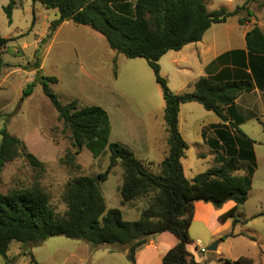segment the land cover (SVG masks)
<instances>
[{
	"label": "trees",
	"instance_id": "obj_1",
	"mask_svg": "<svg viewBox=\"0 0 264 264\" xmlns=\"http://www.w3.org/2000/svg\"><path fill=\"white\" fill-rule=\"evenodd\" d=\"M31 1L57 12L47 37L64 22H71L101 35L111 50L126 59L146 61L162 92L167 155L157 165L145 163L127 146L110 143L111 127L105 110L97 106L78 108L76 101L61 104L48 87L55 84L56 79L40 77L42 93L64 129L70 132L74 148V153L66 152L59 163L77 167L73 155H78L82 149L94 159L107 149L109 163L105 172L95 178L78 177L66 183L63 215L54 212L48 196L38 187L0 193V256L6 260L12 242L39 246L49 238L64 237L82 241L92 249L124 248L128 261L135 264L137 250L146 246L150 237L169 233L176 244L164 254L161 264H199L187 250L193 243L188 231L196 202L210 204L215 210L233 202L234 207L218 220L221 223L231 220L232 227L247 221L235 215L247 200L255 159L251 140L239 129L241 120L235 113L234 103L239 96L255 88L264 92V31L254 26L246 32L248 63L244 52L230 53L227 58L239 68H223L215 75L200 77L189 93L173 94L168 89L166 80L160 76L158 61L168 52H178L188 44L199 42L212 25L225 23L232 17H249L248 1L230 12L225 9L209 12L203 0ZM12 8L10 0L5 8L8 19ZM242 22L240 18L239 23ZM7 42L0 34V69L4 65L2 51ZM34 87L35 82L28 83L22 91V99L30 96ZM188 103H196L221 122L228 123L212 126L215 136L205 140L214 154L215 166L192 180L183 175L180 162L187 145L178 129L179 108ZM19 158H24L33 169L43 170V164L25 151L19 139L6 128L0 129V173L5 165ZM240 162H246L245 166L241 167ZM115 167L122 171L118 190L120 205L144 202L136 221H123L119 210H107L96 185L97 181H105ZM244 170V175L235 174ZM257 216H264V211L250 219ZM218 261L253 264L245 257L232 263ZM30 263L38 264L31 255Z\"/></svg>",
	"mask_w": 264,
	"mask_h": 264
},
{
	"label": "rangeland",
	"instance_id": "obj_2",
	"mask_svg": "<svg viewBox=\"0 0 264 264\" xmlns=\"http://www.w3.org/2000/svg\"><path fill=\"white\" fill-rule=\"evenodd\" d=\"M242 1L213 0L207 8L211 12L230 11ZM246 1L247 8L250 5L254 8L248 10L251 19L264 24V0ZM12 2L8 19L5 8L10 0H0V34L8 40L2 51L4 65L0 69V129L6 128L19 139L25 151L43 164V170L33 169L24 158L8 163L0 173V193L38 187L48 196L54 212L63 215L66 183L74 178H95L104 173L110 153L105 149L94 159L82 149L78 155H73L77 167L59 163L66 152L73 154L74 148L70 132L64 129L42 93L40 77L56 79V83L48 87L61 104L76 101L78 108L97 106L105 110L113 130L109 142L119 141L129 146L137 159L155 165L167 153L162 92L145 60L126 59L111 50L101 35L71 22L61 24L49 38L51 23L57 19L55 10H46L31 0ZM158 65L160 76L173 94L191 92L190 88L182 86L180 77L171 74L169 64L162 61ZM31 82H35L32 94L22 99V91ZM214 117L196 103L180 106L179 133L187 145L180 163L187 180L215 166L214 154L205 153L206 148L195 144L196 125ZM242 130L252 142L255 168L247 200L235 216L247 221L232 227L231 220L221 223L219 216L208 214L210 223L207 225L201 222L190 225L188 234L193 246L189 245L187 250L199 264H224L218 260L232 263L240 257L251 259L253 264H264V216L250 219L264 211V117L246 122ZM202 153L204 156H200ZM245 164L240 162L241 167ZM121 174V169L115 167L105 181H97L96 185L107 210H119L123 221H136L139 214L134 216V211L127 212L129 207L120 205ZM235 174L244 175L245 170ZM139 203L144 205V202ZM212 228L216 230L213 239L209 232ZM223 237L227 238L218 244L216 252L207 251ZM30 255L38 264H131L124 248L92 249L82 241L64 237L49 238L39 246L12 242L6 260L0 256V264H31Z\"/></svg>",
	"mask_w": 264,
	"mask_h": 264
},
{
	"label": "crops",
	"instance_id": "obj_3",
	"mask_svg": "<svg viewBox=\"0 0 264 264\" xmlns=\"http://www.w3.org/2000/svg\"><path fill=\"white\" fill-rule=\"evenodd\" d=\"M203 1L205 2L206 7L208 6V3L213 2V0ZM242 2L244 3L245 0H243ZM248 9L254 8L252 5H250ZM239 20L240 18L238 17H232L229 18L225 23L212 25L204 33L202 39L199 42L188 44L178 52H168L163 57H161L158 62L163 61V63L169 64L171 66V74L180 77L183 80L182 86L190 88L191 91L193 88V84L200 77L215 75L223 68H239L238 65L232 62L231 58H227L229 54L236 51L244 52V54L246 55V63H248L249 58L245 49V34L254 26H257L261 31H264V24H260L256 18L251 19V17L249 16L245 20H243L242 23H239ZM246 72L249 73L248 70ZM234 109L236 115L241 120L239 129L244 133L242 128L246 122L253 119H257L259 121L261 117H264V92L262 93L257 88H255L250 93L242 94L235 101ZM227 124L228 123L221 122L220 119L216 116L214 118H209V121L207 122L198 123L196 125L197 141L195 142V144L197 146L206 148L205 153H209L212 155V152L207 147L205 140L215 136L212 126H227ZM179 128L180 127L178 121V129ZM112 131L113 130L111 127L110 135L112 134ZM244 134L247 135L246 133ZM114 142L121 144V142L119 141ZM205 153H202L200 156H204L203 154ZM124 207H129V210L127 212L134 211V216H136L137 214H139L144 205L136 202L127 204V206ZM232 207H234V203L227 202L221 207V209L215 211L210 204L196 202L194 204V213L191 225L193 223L199 222L207 225L210 222H208L209 219L206 215L211 214L213 215V217H218L230 210ZM209 232L211 236L210 238H215V228H212L211 230H209ZM175 244V238L169 233H163L150 237L148 239L147 245L137 250L135 254V261L137 264H139L140 261L141 264H161V259L164 254L173 246H175ZM191 245L193 246V244ZM143 251L146 252H144V254L142 255ZM197 262L199 261L197 260Z\"/></svg>",
	"mask_w": 264,
	"mask_h": 264
},
{
	"label": "water",
	"instance_id": "obj_4",
	"mask_svg": "<svg viewBox=\"0 0 264 264\" xmlns=\"http://www.w3.org/2000/svg\"><path fill=\"white\" fill-rule=\"evenodd\" d=\"M228 237H229V236H228ZM226 238H227V237H223V238L217 240L216 242H214L211 246H209V247L207 248V251H209V252H216L217 247H218V244H219L221 241H223L224 239H226Z\"/></svg>",
	"mask_w": 264,
	"mask_h": 264
},
{
	"label": "built area",
	"instance_id": "obj_5",
	"mask_svg": "<svg viewBox=\"0 0 264 264\" xmlns=\"http://www.w3.org/2000/svg\"><path fill=\"white\" fill-rule=\"evenodd\" d=\"M204 250H202L201 252H203Z\"/></svg>",
	"mask_w": 264,
	"mask_h": 264
}]
</instances>
